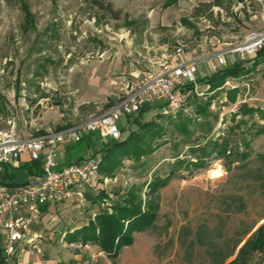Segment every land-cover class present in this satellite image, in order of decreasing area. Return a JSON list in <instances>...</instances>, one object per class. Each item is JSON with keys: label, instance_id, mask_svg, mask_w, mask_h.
<instances>
[{"label": "rangeland", "instance_id": "obj_1", "mask_svg": "<svg viewBox=\"0 0 264 264\" xmlns=\"http://www.w3.org/2000/svg\"><path fill=\"white\" fill-rule=\"evenodd\" d=\"M98 1L105 8L110 4L116 17L99 9L94 0H0V137L37 136L101 114L161 64L209 59L241 43L250 32L264 31V0ZM257 55L240 63L249 73L227 78L211 101L208 112L218 115L216 121L195 111L209 90L202 81L174 114L145 110L134 119H121L120 142L141 132L145 122L161 128V136L146 137L141 144L152 152L123 158L109 176L100 173L97 191L87 190L85 201L47 206L33 229L40 235L37 247L30 251L45 264L84 259L92 264H211L214 251L234 250L225 264L233 260L264 223V134L254 135L255 129L248 133L252 120L231 112L243 106L264 110V56L254 65ZM202 70L200 80L210 76ZM229 90H237L233 102L227 100ZM187 119L213 128L205 137L195 132L185 143L175 124ZM254 121L264 124L257 115ZM225 139L230 140L226 150L240 155L220 159L210 155L198 169L176 171L157 194L156 221L135 232L133 244L123 247L117 259H109L98 248L82 249L81 244L71 243L74 247L65 241L66 232L87 225L116 200L117 191L141 187L146 193L154 178L169 174L175 162L196 164L198 146ZM106 141L95 133L80 143L63 145L59 152L67 147L73 156L82 157L93 142L103 146ZM99 192L108 200L93 205L92 197ZM0 253L5 264H16L6 263L1 238ZM263 262L264 251L254 253L248 264Z\"/></svg>", "mask_w": 264, "mask_h": 264}, {"label": "built area", "instance_id": "obj_2", "mask_svg": "<svg viewBox=\"0 0 264 264\" xmlns=\"http://www.w3.org/2000/svg\"><path fill=\"white\" fill-rule=\"evenodd\" d=\"M264 48V31L250 32L232 48L213 54L208 60L194 58L178 63H163L156 70L142 75L129 93L121 97L110 109L90 115L57 131L20 138L14 134L0 137V238L7 262L20 264L23 254L39 238L32 228L50 204L76 199H87V190L97 191L100 180L99 165L104 146L120 142L123 132L118 122L134 119L142 110L171 115L184 107L198 79L215 70L240 64L255 57ZM212 60L213 62H208ZM234 107L231 112L238 113ZM97 133L103 146L93 142L84 156L60 166L56 160L65 144H77ZM27 161L40 162V174L28 183L12 187L2 182L5 166L20 169ZM71 246H77L71 244ZM75 264H92L84 259ZM264 264V262L262 263Z\"/></svg>", "mask_w": 264, "mask_h": 264}, {"label": "trees", "instance_id": "obj_3", "mask_svg": "<svg viewBox=\"0 0 264 264\" xmlns=\"http://www.w3.org/2000/svg\"><path fill=\"white\" fill-rule=\"evenodd\" d=\"M94 3L101 10H108L110 13L115 15L117 12L111 8L108 4L105 8L98 0H94ZM25 14L27 18L30 16L25 9ZM264 48L258 53L254 65L260 63L263 60ZM250 69L240 66V64L227 67L225 69H218L213 72L209 77L204 80L198 79V81L204 82L209 90L207 91L206 101H199L195 106V111L197 115L201 117L212 116L214 121L218 119L216 113L209 114L208 109L210 107L211 101L217 97L218 91L222 90V86L227 78H238L243 77L248 74ZM237 90L227 91V100L233 102L235 100ZM145 110H142V112ZM141 113V112H140ZM140 113L138 115H140ZM239 113L242 116H248L252 122L247 131L251 133L253 129L254 135L264 134V124L259 125L254 121L255 115H257L258 120L264 121V110L261 108H247L243 106L240 108ZM188 122V124H187ZM192 126V128L190 127ZM141 132L130 133L122 142L112 143V146L106 145L105 154L101 158L99 165V172L106 175H111L113 170L116 168L117 164L123 159H131L132 156L135 158L141 157L147 153L152 152L151 149L142 148L143 141L147 138L155 139L161 136V128L157 126L156 123L150 121L145 122L141 126ZM158 127V128H157ZM178 132L181 133L185 138V143H190V138L195 132H199L204 135V137L210 133L213 126L209 124L196 123L193 119L179 121L175 124ZM122 132L123 129L121 128ZM242 143L245 147H248L249 141L243 138ZM190 144H187V146ZM191 146V145H190ZM189 146V147H190ZM230 147V140L225 139L222 143L216 141H209L204 145L198 146L196 150L199 155H196L198 159L196 164L188 162H175V165L171 167L169 174L165 177L157 176L154 178L153 182L150 183L148 192L142 193L141 187H132L125 189L121 194V190L115 193L116 200H114L107 208H101L98 213L94 215L93 218L89 220L87 225L75 229L71 232H66L65 241L68 244L78 243L82 246L92 245L96 246L100 252L104 253L109 259L115 260L120 254L123 247H128L133 244V234L135 232H142L149 228L156 221V217L159 210L158 203V192L170 179L176 174V171L181 168L194 169L200 168L204 164V159L214 155L215 159H220L221 157H227V155L239 156L240 153L237 151H230L227 149ZM228 151V154H227ZM191 152H193L191 150ZM246 154L244 153L243 156ZM118 162V163H117ZM41 163L28 161L20 169H14L11 166H5L2 173V182L8 186L18 187L28 183L29 179L38 176L40 174ZM264 184V180H263ZM145 195V198L142 195ZM92 197L93 205H103V202L108 200V195L104 192H99L97 195ZM110 209V211H108ZM242 240L237 242L236 248ZM264 251V223L260 225L251 238H249L238 250L236 256L233 260L226 264H248L251 261L252 255L256 252ZM215 257H213L211 264H225L226 260L229 259L234 254V250L229 252L219 251L213 252ZM0 264H5L3 255L0 253Z\"/></svg>", "mask_w": 264, "mask_h": 264}, {"label": "crops", "instance_id": "obj_4", "mask_svg": "<svg viewBox=\"0 0 264 264\" xmlns=\"http://www.w3.org/2000/svg\"><path fill=\"white\" fill-rule=\"evenodd\" d=\"M79 157H81V156H73L71 153H70V150L67 148V147H64V148H62L61 149V151L57 154V156H56V160H57V162H58V164L60 165V166H63V165H66V164H68V163H70V162H73L74 160H76V159H78ZM22 161L24 162V163H26V162H28L27 161V158H26V156H22ZM34 227H35V225L33 226V228H32V232H31V234L32 233H34V231H33V229H34ZM36 233V232H35ZM39 234L37 233V236H38ZM39 238H40V235H39ZM38 240L36 239L35 241H34V244H33V246H32V248L33 249H35L37 246H36V242H37ZM75 247H77V246H75ZM83 248L82 249H85V248H91L92 250H95L97 247L96 246H82ZM31 248V247H30ZM30 248H28L27 250H26V252H25V254H23V256H22V258H21V262H20V264H45V263H42L41 261H40V257L39 258H37V256L34 254V252L33 251H30ZM127 248H129V247H127ZM39 252V251H38ZM59 261V260H58ZM48 263H50V262H52V261H47ZM46 262V263H47ZM56 264V263H55Z\"/></svg>", "mask_w": 264, "mask_h": 264}]
</instances>
